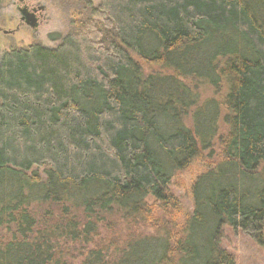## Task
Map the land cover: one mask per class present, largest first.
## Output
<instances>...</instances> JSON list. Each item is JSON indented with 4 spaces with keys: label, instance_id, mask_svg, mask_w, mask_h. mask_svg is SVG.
Listing matches in <instances>:
<instances>
[{
    "label": "trees",
    "instance_id": "trees-1",
    "mask_svg": "<svg viewBox=\"0 0 264 264\" xmlns=\"http://www.w3.org/2000/svg\"><path fill=\"white\" fill-rule=\"evenodd\" d=\"M85 8L0 59V264H236L224 228L264 231V0ZM213 146L179 217L168 186Z\"/></svg>",
    "mask_w": 264,
    "mask_h": 264
},
{
    "label": "rangeland",
    "instance_id": "rangeland-1",
    "mask_svg": "<svg viewBox=\"0 0 264 264\" xmlns=\"http://www.w3.org/2000/svg\"><path fill=\"white\" fill-rule=\"evenodd\" d=\"M89 2L97 5L99 0H2L0 4V59L6 52L33 44H40L47 48L56 47L59 43L58 39L72 29L73 23L85 17V4ZM23 5L39 9L40 15L36 29L25 24L19 26L20 15L16 7ZM3 32L7 33L3 34ZM200 95L203 99L215 97L208 87H202ZM219 127L222 130V125L219 124ZM217 154V146L201 152L187 168L172 178L168 192L177 206L179 217L192 211L191 186L198 176L212 166ZM161 220L165 222V219ZM150 231L147 230V232ZM221 246L232 255L236 264H264V231L262 236L255 241L233 233L229 228H224Z\"/></svg>",
    "mask_w": 264,
    "mask_h": 264
},
{
    "label": "flooded vegetation",
    "instance_id": "flooded-vegetation-1",
    "mask_svg": "<svg viewBox=\"0 0 264 264\" xmlns=\"http://www.w3.org/2000/svg\"><path fill=\"white\" fill-rule=\"evenodd\" d=\"M21 1V0H20ZM16 10L17 11H24L25 15L28 16L29 18H31L33 16V19L35 20L36 22V27L38 26V20H39V15H40V12H39V9H36V8H28L26 7L25 5H23L22 7H16ZM24 23L20 22V19H19V26H22ZM17 29L19 27H16Z\"/></svg>",
    "mask_w": 264,
    "mask_h": 264
},
{
    "label": "water",
    "instance_id": "water-1",
    "mask_svg": "<svg viewBox=\"0 0 264 264\" xmlns=\"http://www.w3.org/2000/svg\"><path fill=\"white\" fill-rule=\"evenodd\" d=\"M20 15V22L24 23L25 25L29 26L32 29H36V22L33 19V16L29 18L25 15L24 11H18ZM17 30V29H16ZM7 32H3V34H6Z\"/></svg>",
    "mask_w": 264,
    "mask_h": 264
}]
</instances>
